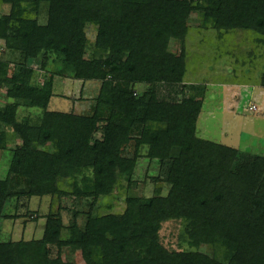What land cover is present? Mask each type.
I'll return each mask as SVG.
<instances>
[{"label": "trees", "instance_id": "16d2710c", "mask_svg": "<svg viewBox=\"0 0 264 264\" xmlns=\"http://www.w3.org/2000/svg\"><path fill=\"white\" fill-rule=\"evenodd\" d=\"M7 6L10 12L0 15L4 24L0 39L20 56L13 62L14 70L10 62L0 61V88H9V98L47 110L54 97V78L42 86L31 82L32 65L41 55L60 57L79 81L103 83L92 115L46 111L41 128L17 121L21 103L0 105V130L11 128L23 141L13 155L8 178L0 181V220L14 198L13 184H21L22 178L37 185L32 194L56 192L61 197L71 191L72 196L90 201L94 209L99 197L112 195L122 177L119 172L126 160L121 147L132 129L140 131L138 145L149 151L150 158L170 166L168 180L173 187L167 198L127 197L118 213L99 215L92 210L74 239H64L61 218H52L42 240L0 243V264H64L61 255L51 257L54 246L80 247L86 264H264V245L256 250L260 258L254 257L253 263L249 249L254 245L243 219L236 209L221 205L235 191L264 218L263 170L257 174L254 167L239 176L243 191L218 188L239 151L210 142L204 162L193 155L195 143L208 142L196 134L207 88L183 85L187 52L183 49L177 56L168 51L170 40H185L188 21L199 14L202 26L217 30L220 38L232 31H248L254 33L256 44H264V0H0V11ZM88 23L99 25L95 46L106 53L103 59L84 58ZM139 83L147 85L145 91L131 88ZM254 84L264 86V72ZM192 94H201L202 100ZM98 130L102 137L95 140ZM2 136L4 145L5 132ZM50 143L56 146L53 153L33 150ZM91 168V175L87 174ZM84 173L87 176L80 184ZM59 175L72 190L55 187ZM173 218L190 221L192 245L214 244L223 257L210 261L203 254L165 249L159 232L162 223Z\"/></svg>", "mask_w": 264, "mask_h": 264}, {"label": "rangeland", "instance_id": "374dc122", "mask_svg": "<svg viewBox=\"0 0 264 264\" xmlns=\"http://www.w3.org/2000/svg\"><path fill=\"white\" fill-rule=\"evenodd\" d=\"M9 12L10 8L7 6L0 11V15ZM41 18L45 20V12ZM202 18L203 16L199 14L188 21L189 32L185 40L172 39L169 42L168 51L171 54L179 56L181 51L185 49L188 55V73L184 78L183 85L197 83L198 86L207 88V96L209 87L213 91L216 89L213 86L217 84L257 83L264 72V44H256L254 33L248 31H232L220 38L217 30L206 29L202 26ZM3 25L0 21L1 35ZM98 30L99 25L96 23H88L85 28L87 46L84 58L87 61L105 57L106 53L103 50H97L95 46ZM40 58L39 62L32 65L34 74L31 82L34 86H42L48 78H54V97L51 99L47 110L29 107L21 100L9 98L7 94L9 88L6 87L0 88V105L21 103L17 109V121L28 122L37 128H41L45 123L46 111L77 116L92 115L103 82L98 79L91 81L75 79L76 73L66 69L61 58L57 55H41ZM19 59L18 53L10 51L5 41L0 39V61L10 62V68L13 69V62L19 61ZM134 87L138 92H143L147 85L144 83L131 85V88ZM163 90L165 93L166 88L164 87ZM223 92L226 93V101L220 100L221 97L218 98L213 95L214 93H211V98L205 102L204 111L209 109L217 114L208 117L207 122H205L204 114H202L200 121L198 119L196 134L201 140L203 138L208 142L195 143L193 155L204 162V156L208 155L207 147L210 146V142L238 149L239 152L232 171L220 179L218 188L225 191L228 187H240V191H243V186L239 184V176L248 174L254 167H256L257 174L261 170L264 174V115L260 112H245L243 118L245 116L247 118L243 121L241 114H238L236 109H228L229 106H227L233 103V96L235 95L227 92V89ZM191 97L199 101L201 94L199 96L192 94ZM223 106L225 107L224 110L228 109L229 111L218 114ZM104 124L106 123H101L100 126ZM4 132L7 139L5 142L3 141V145L2 134ZM0 133V181L4 182L8 178L13 155L23 145V141L16 136L11 128H4V131L0 130ZM101 137V130L96 131L94 139L100 140ZM140 139L139 130H129L127 144L121 147V156L126 160V167L119 172L122 177L114 185L112 195L108 198L106 196L99 197L94 209L90 201L83 197L72 196L71 191L61 197L56 192L36 195L31 193L37 186L30 181L31 179L22 178L21 184L19 182L13 184L14 187L11 191L14 193V198L11 203H8L7 209L1 215L0 243L12 242L17 244L42 240L48 220L52 218H61L64 227L62 236L64 239L68 237L69 240L72 237L74 239L77 235L76 231L84 228L92 210L99 215L121 212L127 197L137 199L167 198L173 187L168 180L170 166L166 164L167 162L163 163L164 161L150 158L149 151L138 145ZM169 140L171 139L168 138ZM41 149L53 153L56 151V146L50 143L45 148L33 147L35 152ZM88 167L91 165L88 164ZM90 171L87 174L92 173V168ZM87 174H81L80 184ZM55 187L65 192L72 190L62 175L57 177ZM233 194L234 197L226 195L224 197L225 203L221 205H225V209H236L237 214L243 219L244 228L250 232L248 235L250 236V243L252 246L254 245L252 249H249V254L253 256L252 261L254 263L256 261L254 257L260 258L259 251L263 249L264 245V218H260L250 204L241 201L237 192L234 191ZM250 194V201H252L253 193ZM159 239L164 248L171 252L203 254L210 261L223 257V251L214 244L192 245L190 221L186 219L173 218L163 222ZM50 255L52 258L61 255L64 264H86L82 250L78 246H68L61 250L54 246L51 247ZM197 264L204 263L198 261Z\"/></svg>", "mask_w": 264, "mask_h": 264}, {"label": "crops", "instance_id": "0c3cea01", "mask_svg": "<svg viewBox=\"0 0 264 264\" xmlns=\"http://www.w3.org/2000/svg\"><path fill=\"white\" fill-rule=\"evenodd\" d=\"M213 86V85H212ZM216 89H213V91H211V87H209V93L208 95L205 97V101H204V105L205 102L207 101V99L209 100V98H211V93L213 95H215L216 97H221L220 100H225V92H223V90L227 89V92L235 95L233 96V103L228 104L227 106L228 109L232 108V110L236 109V112H238V114H241V119L243 118V114H245V112H260L262 113V115H264V86L261 85H256V84H217L213 86ZM218 88V89H217ZM221 94V95H220ZM223 97V99H222ZM226 101V100H225ZM211 102V101H210ZM252 105H256L257 109L251 110V106ZM224 106L223 109H221L218 114L220 113H224V112H228L227 110H224ZM215 111H211V110H207L204 111V106L203 109L201 111V114L199 116V121L200 118L202 116V114H204L205 116V122H207V118L212 115L214 116L215 114H217ZM247 117L245 116L243 118V121L246 119ZM203 119V118H202Z\"/></svg>", "mask_w": 264, "mask_h": 264}, {"label": "built area", "instance_id": "2783aa9c", "mask_svg": "<svg viewBox=\"0 0 264 264\" xmlns=\"http://www.w3.org/2000/svg\"><path fill=\"white\" fill-rule=\"evenodd\" d=\"M251 109L252 110H256L257 109V106L256 105H253V106H251Z\"/></svg>", "mask_w": 264, "mask_h": 264}]
</instances>
